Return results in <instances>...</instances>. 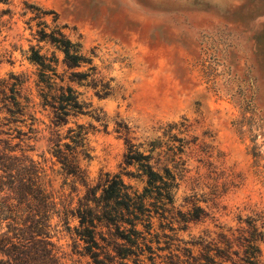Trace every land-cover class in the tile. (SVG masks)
<instances>
[{"label": "rangeland", "instance_id": "obj_1", "mask_svg": "<svg viewBox=\"0 0 264 264\" xmlns=\"http://www.w3.org/2000/svg\"><path fill=\"white\" fill-rule=\"evenodd\" d=\"M9 2L0 4L11 10L2 17L0 78L19 76L29 99L16 154L39 166L56 201L74 206L85 188L52 156V129L72 144L68 130L84 127L88 183L120 174L142 193L136 166L124 169L128 136L175 177L172 203L151 207L150 233L138 225L140 264H264V0ZM56 25L89 63L68 69L61 51L37 40V30ZM32 49L58 59L46 71L50 91L70 86L82 107L60 127L42 105L45 69L29 60ZM72 72L87 76L70 81ZM50 239L63 264H93L73 252L61 223Z\"/></svg>", "mask_w": 264, "mask_h": 264}, {"label": "trees", "instance_id": "obj_2", "mask_svg": "<svg viewBox=\"0 0 264 264\" xmlns=\"http://www.w3.org/2000/svg\"><path fill=\"white\" fill-rule=\"evenodd\" d=\"M0 4L9 5L10 2L0 0ZM5 15H11L9 8L0 9V33ZM55 28L49 32L44 28L37 30V40L61 51L64 54L61 62L68 69L89 63L81 57L79 45L63 33L62 27L56 25ZM31 51L33 55L29 60L37 63L41 70L45 69V88L48 91H45L42 105L52 114L53 127H60L66 124L70 112L83 113L82 107L70 86L65 89L61 86L54 94L50 91V77L46 71L53 70L51 63L56 65L58 59H48L33 49ZM84 75L87 76L72 72L70 81H80ZM22 84L17 75L0 78V264H63L50 239L58 223L69 234L73 252L88 256L93 264H128L132 256L135 257L133 262L140 264L138 258L143 254L140 244L145 237L138 225L150 233L151 207H156L158 202L164 205L162 200L172 203L175 177L168 169H163V174L158 172L150 163L151 157L140 152L125 136L124 169L136 166L135 177L145 182L143 192L132 191L120 174L105 173L92 185L87 182L80 164V160L88 156L84 127L77 125V131L68 130L73 132L69 136L72 144L62 142L58 130L52 129L49 138L52 156L61 164L63 175L85 188L74 206L70 202L67 205L57 202L51 190L47 189L39 166L23 153L16 154L26 134L16 123L23 122L29 103V99L23 96ZM149 200L152 201L147 202ZM196 211L201 213L199 208ZM55 217L58 221L53 224ZM181 217L184 222L200 220L199 214ZM73 219L77 224L71 226Z\"/></svg>", "mask_w": 264, "mask_h": 264}]
</instances>
